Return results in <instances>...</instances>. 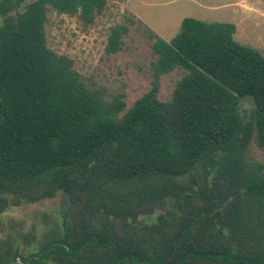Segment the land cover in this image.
Listing matches in <instances>:
<instances>
[{"label":"trees","instance_id":"1","mask_svg":"<svg viewBox=\"0 0 264 264\" xmlns=\"http://www.w3.org/2000/svg\"><path fill=\"white\" fill-rule=\"evenodd\" d=\"M107 1L0 0V212L3 195L64 191L72 206L36 252L0 248V264H264V171L246 157L253 134L264 149V57L232 23L185 18L170 41L155 36L150 89L125 110L123 94L86 86L46 43L49 9L90 25ZM127 31L110 29L106 53ZM176 69L160 101V79ZM210 170L222 196L200 193L203 206L185 215L186 182ZM161 202L165 213L141 224Z\"/></svg>","mask_w":264,"mask_h":264},{"label":"rangeland","instance_id":"2","mask_svg":"<svg viewBox=\"0 0 264 264\" xmlns=\"http://www.w3.org/2000/svg\"><path fill=\"white\" fill-rule=\"evenodd\" d=\"M185 18L232 23L236 27L234 39L264 57V0H108L104 11L90 25L77 16L49 9L46 43L54 53L72 61L73 69L86 86L105 90L107 98L123 94L127 110L150 89L151 63L156 59L152 51L155 36L170 41ZM120 25L128 30L122 37L121 49L106 53L109 31ZM182 75L183 71L176 69L161 77L160 101L170 99ZM238 111L245 125H253L254 103L250 97L239 100ZM246 157L262 164L264 171V149L258 146L254 134ZM207 176L186 182L191 207L185 215L203 206L200 193H212L216 201L222 196L218 177L211 170ZM61 193L56 191L51 198L37 202L3 195L7 206L0 212V248L17 249L22 256L36 252L51 237L52 230H60ZM71 208L70 204L65 215ZM164 213L165 202H161L155 205L152 214H141L138 220L141 224H152Z\"/></svg>","mask_w":264,"mask_h":264},{"label":"water","instance_id":"3","mask_svg":"<svg viewBox=\"0 0 264 264\" xmlns=\"http://www.w3.org/2000/svg\"><path fill=\"white\" fill-rule=\"evenodd\" d=\"M61 214L64 217L68 207L70 206V198L68 196V194L64 191H62L61 193Z\"/></svg>","mask_w":264,"mask_h":264},{"label":"crops","instance_id":"4","mask_svg":"<svg viewBox=\"0 0 264 264\" xmlns=\"http://www.w3.org/2000/svg\"><path fill=\"white\" fill-rule=\"evenodd\" d=\"M236 28V27H235ZM236 32V31H235Z\"/></svg>","mask_w":264,"mask_h":264}]
</instances>
